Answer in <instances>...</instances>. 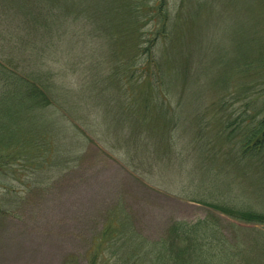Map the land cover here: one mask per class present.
<instances>
[{
    "label": "rangeland",
    "instance_id": "374dc122",
    "mask_svg": "<svg viewBox=\"0 0 264 264\" xmlns=\"http://www.w3.org/2000/svg\"><path fill=\"white\" fill-rule=\"evenodd\" d=\"M122 4L0 0V133L29 132L18 178L0 174V264H102L123 224L173 254L193 242L231 257L214 264H264V224L215 207L264 212V161L240 162L218 120L220 109L244 112L246 64L258 59L264 72V0H141L138 10L175 35L152 64L135 61L137 40L122 25L101 42L68 27V12L94 18L98 5L117 14ZM52 6L67 32L34 25ZM19 75L43 95L26 103L19 81L6 96ZM204 113L208 128L196 122Z\"/></svg>",
    "mask_w": 264,
    "mask_h": 264
},
{
    "label": "trees",
    "instance_id": "16d2710c",
    "mask_svg": "<svg viewBox=\"0 0 264 264\" xmlns=\"http://www.w3.org/2000/svg\"><path fill=\"white\" fill-rule=\"evenodd\" d=\"M140 1L141 0H123L122 6L124 10L117 12V14H111V11H105L98 5V10L94 18L88 16V10L79 16L72 12H68L66 13L68 15L67 22H71L68 27L72 28L80 34V36H85L86 40H89V42L94 39L101 42L103 39H116L112 36L110 31L112 24L122 25L128 30L129 40H137L134 48L135 61H137L138 56L141 59L143 57L144 61L147 59L151 64L155 63L157 60V56H155L156 48L163 45L164 42L170 40V38L172 42L175 35H171L172 30L169 32L166 19L158 15L157 18L153 20L151 13L144 14L138 10ZM128 4L129 7H127ZM159 9L163 15V12L166 11L165 3H160ZM165 15H167V13ZM1 18L6 19L7 14H1ZM160 19H162L161 23L158 22ZM151 21H153L152 24ZM64 22H66V20H64L63 13L59 8L52 6L51 11H46L45 8H42L40 10V17L36 18L33 23H35L34 25H37L40 30L47 33L58 28H60V31L58 30L59 32H62V28L66 31L67 28L62 27L64 26ZM33 23L31 25H33ZM104 25H107L108 28L105 29ZM175 30L176 29H174V31ZM82 31L85 33L81 34L80 32ZM170 49H175V44L171 43L167 50ZM162 59L163 57L161 60ZM257 61L258 59H255L246 64L245 67L247 69L253 68L251 71L253 74L252 79L244 82V84L237 87L236 90L237 94L241 96V99L245 101L244 112L233 116L220 109L218 113V120L223 127L222 132H224L225 142L229 146L230 151L234 152L237 150L238 157L236 158L240 162L254 166L257 163L260 165L263 163L262 161H264V72H261L262 69L260 67H255L258 64ZM129 67L131 70V65ZM162 77L164 76L162 75ZM14 81V89L6 96L15 97L16 94H13V92L16 90L17 85L20 84L19 81H22L26 89V91L23 92L25 95L23 101L28 103L32 96L35 97V92L38 91L33 88L32 84L29 83L30 81L24 78V76H16ZM38 93L40 97L43 95L40 92ZM6 98L7 97L1 98L0 101H8ZM205 116L206 113L196 117V122L199 126L203 125L204 121H206L204 118ZM162 121L163 120L160 118L157 123H161ZM209 124L211 125L210 122ZM204 126L208 128L207 121ZM205 131L206 129L201 126L198 135H203ZM218 133L220 134V132ZM27 135H29V132L24 130L19 131L17 135H13L11 131L8 133H6V131H1L0 174L13 175L15 178H18L15 167L19 165L22 159H27V157H24L27 151L24 144H22V149L25 150V152H23L24 155L21 156V153H17L19 150L18 146H20L19 140L26 143L24 139ZM1 186L2 183L0 182V187ZM7 191L11 190L8 189ZM215 207L234 219L246 223L264 224V212L255 211L251 207ZM123 218L127 220L126 217ZM119 227V225L116 226L117 229H119ZM177 228L182 231L181 233L184 235L190 233L196 235L195 232L193 233V227L188 224L177 225ZM128 231L129 224H123L120 230L121 237L118 238L120 242L113 238L110 248L104 246L108 255L106 254V256L103 257L102 264H214L219 263L220 258H223L225 262L231 258L227 256L228 254L221 253L222 248L218 250L210 248V252H208L198 245V243L193 242L189 246L190 250H180L173 254L174 252H169L168 249L166 247L163 248L161 244L158 245L156 244L157 242L152 243L136 233L135 235L133 233L129 234ZM109 233L110 229L108 226L104 229V235H108Z\"/></svg>",
    "mask_w": 264,
    "mask_h": 264
}]
</instances>
